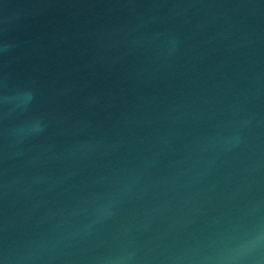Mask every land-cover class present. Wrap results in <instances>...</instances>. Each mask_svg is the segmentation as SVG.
<instances>
[{
	"label": "water",
	"instance_id": "1",
	"mask_svg": "<svg viewBox=\"0 0 264 264\" xmlns=\"http://www.w3.org/2000/svg\"><path fill=\"white\" fill-rule=\"evenodd\" d=\"M0 264H264V0H0Z\"/></svg>",
	"mask_w": 264,
	"mask_h": 264
}]
</instances>
